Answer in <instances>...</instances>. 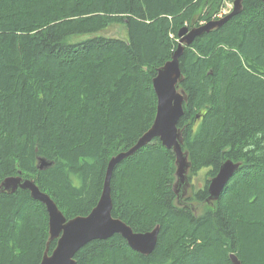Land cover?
I'll list each match as a JSON object with an SVG mask.
<instances>
[{"label":"trees","instance_id":"16d2710c","mask_svg":"<svg viewBox=\"0 0 264 264\" xmlns=\"http://www.w3.org/2000/svg\"><path fill=\"white\" fill-rule=\"evenodd\" d=\"M222 3L0 0V183L22 172L68 219L89 214L112 156L155 120L153 78L179 30L212 20ZM112 24L128 38L96 35ZM87 34L95 35L71 41ZM180 65L189 177L206 170V186L192 184L187 200L204 208L177 204L175 154L155 138L111 181L115 217L140 232L160 225L154 251H134L115 234L85 245L77 264H234L231 253L264 264V2L243 0L239 14L186 46ZM41 160L51 165L41 169ZM227 160L241 166L209 203L207 184ZM48 239L44 204L21 188L0 192V264H40Z\"/></svg>","mask_w":264,"mask_h":264},{"label":"water","instance_id":"95a60500","mask_svg":"<svg viewBox=\"0 0 264 264\" xmlns=\"http://www.w3.org/2000/svg\"><path fill=\"white\" fill-rule=\"evenodd\" d=\"M262 1L264 2V0ZM242 9L243 0H235L232 12L219 20L210 21L192 29L185 26L179 30L180 41L172 58L158 68L157 74L153 78V87L157 95L155 120L150 129L139 138L134 146L111 158L107 166L100 199L89 214L68 219L55 200L48 193L42 191L34 179L24 178L21 172L19 175L8 176L2 180L0 192L14 193L19 188L28 190L34 200L41 202L46 207L49 216V239L40 264H77L75 256L85 245L94 240L108 239L115 234L122 236L134 251L144 255H149L154 251L158 243L160 225L150 231L139 232L121 218L115 217L113 215L111 180L118 163L135 154L155 138H159L166 148L174 151L177 169L173 191L177 204L191 207L196 213H198L200 205H205L187 200L192 191V181L189 177L191 161L188 150H183V131L178 125L185 113L184 104L188 95L183 88H180V83L184 80L180 58L186 46L191 45L197 37L221 28ZM49 165V162L41 160L39 168L43 169ZM240 166V162L232 160H227L221 165L217 175L208 183L209 198L207 202L214 203L220 198L224 188ZM54 240H57V244L50 252V244ZM231 258L236 264H242L236 254H232Z\"/></svg>","mask_w":264,"mask_h":264},{"label":"rangeland","instance_id":"374dc122","mask_svg":"<svg viewBox=\"0 0 264 264\" xmlns=\"http://www.w3.org/2000/svg\"><path fill=\"white\" fill-rule=\"evenodd\" d=\"M233 1L234 0H223L222 8L225 9L227 7L228 3L233 2ZM223 9H222V11H223ZM220 13H218V14H220ZM91 35H95V34H87L84 36H78L76 38L71 37V41H76V40L80 41V40H83V39L90 37ZM96 35H103L106 37H117V38H125L126 39V38H128V31L124 25L112 24L108 28L104 29V31H101L100 33H98ZM171 37H172V33H171ZM50 165H51V163H50ZM205 171L206 170L200 171L198 174L193 175L191 178L192 184L195 186L196 191L199 188H203L204 186H206V172ZM204 206L205 205H202V206L200 205V207L198 208V213H199V211H201L202 208H204Z\"/></svg>","mask_w":264,"mask_h":264},{"label":"bare ground","instance_id":"6f19581e","mask_svg":"<svg viewBox=\"0 0 264 264\" xmlns=\"http://www.w3.org/2000/svg\"><path fill=\"white\" fill-rule=\"evenodd\" d=\"M234 1H235V0H234ZM234 1H233V8H234ZM222 9H223V8H222ZM222 9H221L219 12L215 13L214 16H213V19L210 20V21L219 20V19H220V16H219L218 13H220V12L222 11ZM232 10H233V9H232ZM232 10H231L229 13H231ZM229 13H228V14H229ZM228 14H227V15H228ZM225 16H226V15H225ZM210 21H208V22H210ZM208 22L205 21V20H203V21H201V25H204V24H206V23H208ZM201 25H199V26H201ZM187 27H189L190 29L193 28V27H190V26H187ZM194 27H196V26H194ZM179 39H180V38H179ZM134 145H135V144H134ZM134 145H133V146H134ZM130 148H131V147H130ZM130 148H129V149H130ZM129 149H128V150H129ZM183 150L186 151V149L184 148V144H183ZM124 151H127V150H124ZM114 156H115V155H114ZM114 156H112V157H114ZM110 160H111V159H110ZM109 162H110V161H109ZM40 163H41V161H40ZM118 164H119V163H118ZM118 164H117V165H118ZM117 165H116V167H117ZM175 165H176V164H175ZM39 166H40V165H39ZM116 167H115V168H116ZM219 167H221V166H219ZM176 169H177V167H176ZM21 173H22V172H21ZM175 180H176V172H175ZM111 181H112V180H111ZM104 182H105V181H104ZM174 182H175V181H174ZM173 184H174V183H173ZM203 186H204V185H203ZM111 192H112V186H111ZM149 231H150V230H149ZM139 232H140V231H139ZM145 232H147V231H145ZM232 254H235V253H231V254H230V258H231V255H232ZM238 259L240 260L239 257H238ZM231 260H232V262H233L234 264H236L235 261H234L232 258H231ZM240 261H241V260H240ZM241 262H242V261H241Z\"/></svg>","mask_w":264,"mask_h":264},{"label":"built area","instance_id":"2783aa9c","mask_svg":"<svg viewBox=\"0 0 264 264\" xmlns=\"http://www.w3.org/2000/svg\"><path fill=\"white\" fill-rule=\"evenodd\" d=\"M232 9H233V2H229L227 7L225 9H223V11L219 14L220 18H222L225 15H227Z\"/></svg>","mask_w":264,"mask_h":264},{"label":"flooded vegetation","instance_id":"af4514ba","mask_svg":"<svg viewBox=\"0 0 264 264\" xmlns=\"http://www.w3.org/2000/svg\"><path fill=\"white\" fill-rule=\"evenodd\" d=\"M185 200V199H184Z\"/></svg>","mask_w":264,"mask_h":264}]
</instances>
